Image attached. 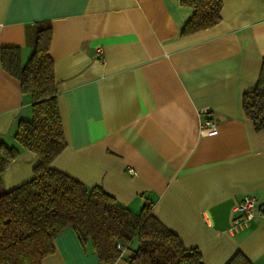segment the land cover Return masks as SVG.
<instances>
[{
    "label": "crops",
    "instance_id": "obj_1",
    "mask_svg": "<svg viewBox=\"0 0 264 264\" xmlns=\"http://www.w3.org/2000/svg\"><path fill=\"white\" fill-rule=\"evenodd\" d=\"M221 4L215 25L183 35L193 8L179 0H0V48L19 46L24 62L30 29L49 20L65 139L53 167L133 211L152 201L153 214L204 264H225L238 250L264 264L261 210L228 231L244 194L264 205V128L255 131L241 107L264 57V0ZM31 102L0 63V142L19 150L2 173L5 189L27 181L38 161L14 138ZM207 120L216 132L202 136ZM52 245L41 264H99L71 227Z\"/></svg>",
    "mask_w": 264,
    "mask_h": 264
},
{
    "label": "trees",
    "instance_id": "obj_2",
    "mask_svg": "<svg viewBox=\"0 0 264 264\" xmlns=\"http://www.w3.org/2000/svg\"><path fill=\"white\" fill-rule=\"evenodd\" d=\"M193 8L181 28L189 34L215 25L221 0H179ZM52 36L49 20L36 21L29 31L32 51L22 62L19 46L0 48L4 70L31 97V118L20 119L16 142L37 156L32 176L5 189L2 173L19 150L0 142V264H41L53 252L52 239L71 227L79 243L96 253L99 264H204L197 247H186L179 235L152 212L144 200L137 211L118 202L101 185L87 186L52 166L65 147L57 103L53 60L48 54ZM241 107L255 131L264 128V57L254 87L242 94ZM262 210V206L259 207ZM125 248L132 254L123 253ZM225 264H251L240 250Z\"/></svg>",
    "mask_w": 264,
    "mask_h": 264
},
{
    "label": "built area",
    "instance_id": "obj_3",
    "mask_svg": "<svg viewBox=\"0 0 264 264\" xmlns=\"http://www.w3.org/2000/svg\"><path fill=\"white\" fill-rule=\"evenodd\" d=\"M97 54H100V49H97ZM203 112H207V110H204ZM215 132L216 127L213 121L207 120L199 124L200 135L206 136L214 134ZM126 169L129 172L134 171L131 166H127ZM260 206L261 204L258 202L256 197L249 194H244L233 208V211L237 212L238 215L231 218L228 225V231L235 232L246 227L255 216Z\"/></svg>",
    "mask_w": 264,
    "mask_h": 264
},
{
    "label": "water",
    "instance_id": "obj_4",
    "mask_svg": "<svg viewBox=\"0 0 264 264\" xmlns=\"http://www.w3.org/2000/svg\"><path fill=\"white\" fill-rule=\"evenodd\" d=\"M262 210L264 211V205L262 206Z\"/></svg>",
    "mask_w": 264,
    "mask_h": 264
}]
</instances>
